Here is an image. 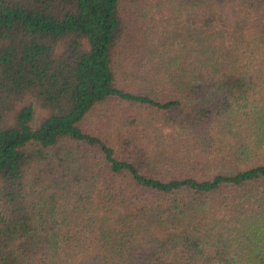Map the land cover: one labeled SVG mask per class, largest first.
<instances>
[{
    "label": "trees",
    "instance_id": "obj_1",
    "mask_svg": "<svg viewBox=\"0 0 264 264\" xmlns=\"http://www.w3.org/2000/svg\"><path fill=\"white\" fill-rule=\"evenodd\" d=\"M0 264H264V0H0Z\"/></svg>",
    "mask_w": 264,
    "mask_h": 264
},
{
    "label": "rangeland",
    "instance_id": "obj_2",
    "mask_svg": "<svg viewBox=\"0 0 264 264\" xmlns=\"http://www.w3.org/2000/svg\"><path fill=\"white\" fill-rule=\"evenodd\" d=\"M107 108H108V109H113L112 105H109ZM93 122H94V121H93V118H92V116H91V117H89L88 122H87L86 124H88V123H93Z\"/></svg>",
    "mask_w": 264,
    "mask_h": 264
}]
</instances>
